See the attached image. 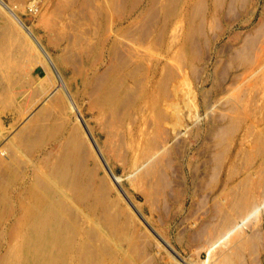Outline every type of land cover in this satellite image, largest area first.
<instances>
[{
    "label": "rangeland",
    "instance_id": "1",
    "mask_svg": "<svg viewBox=\"0 0 264 264\" xmlns=\"http://www.w3.org/2000/svg\"><path fill=\"white\" fill-rule=\"evenodd\" d=\"M263 55L264 0H0V264H25L7 261L31 184L48 219L73 205L29 264H264ZM117 82L136 98L118 117ZM66 147L75 190L50 177Z\"/></svg>",
    "mask_w": 264,
    "mask_h": 264
},
{
    "label": "bare ground",
    "instance_id": "2",
    "mask_svg": "<svg viewBox=\"0 0 264 264\" xmlns=\"http://www.w3.org/2000/svg\"><path fill=\"white\" fill-rule=\"evenodd\" d=\"M36 46H38V45H36ZM40 51H41L40 54H41V58H42L41 63H40V65H42L41 67L43 69L47 70L48 72L49 71H52L55 74V76H56V72L57 71L54 70L55 68L53 67L52 62L50 61V58L47 56V54L44 51H42V50H40ZM36 59H38V58L36 57ZM260 60H261V58H260ZM37 61L39 63V60H37ZM4 62H5V60H4ZM262 63H263V61H262ZM6 65H7V63H6ZM259 70H261V69H259ZM251 71L249 70L248 74ZM4 74H5L4 66L0 63V76L1 77H4ZM4 79H6V78H4ZM118 83L119 82L114 83V85L110 86V88H109V89L113 88V96L116 99L115 98L114 99L111 98L113 100H112V102H110V107H108V109H110L109 111H114V115L116 116V114H117L116 117L119 116V108L123 109V107L126 106V104L129 105V104L133 103L132 102L133 100L136 99L135 96L133 95L134 93H132L131 91H129L127 89L124 90V88L121 89L122 88L121 87L122 85H118ZM109 89L107 91H110L111 92V90H109ZM119 91H120V93H119ZM108 98H110V97H108ZM102 106L101 107L103 109H106V107H107V105H106V107H104V105H102ZM59 107H60V105H59ZM127 107H129V106H126V108ZM59 109H61V108H59ZM51 110H52V108L51 109H48L47 108L46 111L42 115H40L39 119L36 117L38 119L35 122V124H34V132L36 134H38L40 131L41 132H44L46 130L47 125L49 123V119L51 118V116H53L52 114H50ZM102 112H103V114L106 113V111H102ZM52 113H53V111H52ZM117 120H119V119H117ZM57 125H58V123H57ZM124 126H125V124L123 125V128L126 127V126L125 127ZM119 128H120V126L119 127L118 126H115L114 127V131H116V129H119ZM114 135H115V133H114ZM116 135H117V133H116ZM80 136L81 135H79V137ZM115 138H117V137L115 136ZM69 143L72 144V145L69 144L70 146H73V144L75 142L71 141ZM66 144H67V141H66ZM69 145H66V146H69ZM148 151L149 150H146L143 154H141L142 156L139 155L137 157L138 158L136 160L137 162H135V164L133 163L134 165H132V167H131L133 170H132V172L129 175H132V174H135L136 175V173H138V172L140 173V171H143V168L146 167L151 162V160L158 155L156 152L155 153H149ZM61 152H64V153H62L61 155H59V157L57 158L55 164H54V162L52 163V168H51L52 170L50 171V175H51L50 177L51 178L52 177L53 178L54 177L55 178L59 177L61 180H63L64 183L67 184L68 189L72 190V188H73V190H75L74 188L76 187V185L78 183V178H80L79 176H81L82 173H84L83 168H84V165L85 164L84 163H81L80 160H79V158L76 155L77 152H79V150L77 152H76L75 148H73L72 150H67V147H66V151L62 150ZM97 154H98V151H97ZM56 156H58V154ZM100 161L102 162V160H100ZM86 174H88V172ZM112 179H113L112 181L114 183L118 182V180H119L118 177H113ZM52 180H54V179H52ZM10 182L12 184H14L12 179L10 180ZM36 182H37V179H36ZM15 183H17V181H15ZM45 185L47 186V184H45ZM27 189H30L31 190L30 193L28 194V196H26V197L29 198L30 202H29L28 205L23 206V216H22V221H21V224H20V228L19 229L18 228L16 229V233H12L13 241L12 240L11 241L13 243H12V248L9 251L10 252L9 253V257H8L9 259H8L7 262H24L25 264H29L30 262H33L34 261L35 263L36 262L40 263V260L41 261H44L45 259H47L49 257H53L54 256V253L52 254V252H51V251H53V249L50 251L49 248L56 249V247L58 246L59 241H60L59 240L60 239L59 237L62 235L61 233L63 232V230L65 232L66 230L69 229L70 218L71 217H69L70 214L68 215L67 212H68V207L71 208V205H73V204L67 203L65 201V199H64L65 204H63L61 206V208H59V211L57 210V213H56L57 214L56 215L57 216V219H55V218L54 219H48V217H45V215H46L45 213L49 209L48 207H49L50 204L47 205L46 202H45V200H44V198H45L43 196L44 191L42 190V192H41L40 188L36 187V185L35 186H32V184H31V188L28 187ZM88 191H91V189L88 190ZM71 197H72V195H71ZM27 202H28V200H27ZM71 203H73V199L72 198H71ZM62 217H64V218L66 217L65 221H63L64 219L61 220ZM70 226H72V225H70ZM20 238H22V240H23V242L21 240V243L19 241ZM68 240L70 241V239H68ZM72 240H74V239L72 238ZM72 243H74V242H72ZM20 244H22V246H20ZM89 245H90V243H89ZM66 247H64V248L66 249ZM75 247H76V245H75ZM81 248H82V246H81ZM65 249H63V251ZM72 249L73 248L69 249V251L72 250ZM30 257H33V258H30ZM54 257H56V256H54Z\"/></svg>",
    "mask_w": 264,
    "mask_h": 264
}]
</instances>
